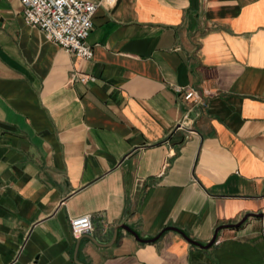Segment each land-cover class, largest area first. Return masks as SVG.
<instances>
[{
  "label": "crops",
  "instance_id": "0c3cea01",
  "mask_svg": "<svg viewBox=\"0 0 264 264\" xmlns=\"http://www.w3.org/2000/svg\"><path fill=\"white\" fill-rule=\"evenodd\" d=\"M89 1L84 59L0 0V264H264V0Z\"/></svg>",
  "mask_w": 264,
  "mask_h": 264
},
{
  "label": "built area",
  "instance_id": "2783aa9c",
  "mask_svg": "<svg viewBox=\"0 0 264 264\" xmlns=\"http://www.w3.org/2000/svg\"><path fill=\"white\" fill-rule=\"evenodd\" d=\"M23 5V16L27 24L39 28L45 37L65 51L90 59L92 48L86 38L92 29V17L100 2L89 0H19ZM107 5L112 0H103ZM81 82L92 81L87 74L76 76ZM184 100L199 102L200 94L192 87L185 88ZM73 237L93 230L91 216L84 214L69 220ZM215 242V241H214Z\"/></svg>",
  "mask_w": 264,
  "mask_h": 264
},
{
  "label": "water",
  "instance_id": "95a60500",
  "mask_svg": "<svg viewBox=\"0 0 264 264\" xmlns=\"http://www.w3.org/2000/svg\"><path fill=\"white\" fill-rule=\"evenodd\" d=\"M254 215H257V216H262L263 214H261V213H259V214H254ZM249 216V214H246L245 216H243V218L239 221V222H237V223H235V224H228V225H222V226H219L216 230H215V233H214V235L212 236V238H211V240L206 244V245H202V244H200V243H198V242H196L195 240H193L192 238H190L189 236H187L182 230H180V229H178V228H175V227H166V228H164V229H162L156 236H154V237H152V238H149V239H144V238H141L139 235H138V233L134 230V229H132L129 225H127V224H125V223H119V224H117L115 227H114V237L116 236V230H117V228H123V229H125L127 232H129V233H131L135 238H136V240H138V241H140V242H152V241H155L165 230H167V229H173V230H176V231H178V232H180L183 236H184V238H186V240H188L189 242H191L192 244H196V245H198L199 247H201V248H208L209 246H211L213 243H214V241H215V239H216V235H217V232L221 229V228H223V227H236V226H239V225H241L245 220H246V218ZM86 233H88V232H86ZM79 241L80 240H78L77 241V244H76V246H75V251H74V254H75V256H76V252H77V249H78V245H79ZM94 242V241H93Z\"/></svg>",
  "mask_w": 264,
  "mask_h": 264
}]
</instances>
